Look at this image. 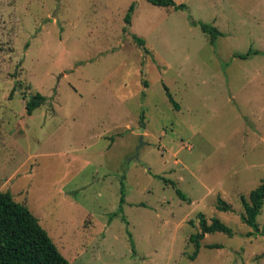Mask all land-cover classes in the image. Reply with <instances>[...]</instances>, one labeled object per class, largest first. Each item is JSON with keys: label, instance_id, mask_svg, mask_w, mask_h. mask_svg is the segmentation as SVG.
I'll return each mask as SVG.
<instances>
[{"label": "rangeland", "instance_id": "obj_1", "mask_svg": "<svg viewBox=\"0 0 264 264\" xmlns=\"http://www.w3.org/2000/svg\"><path fill=\"white\" fill-rule=\"evenodd\" d=\"M176 1L0 0V191L72 264H264V0ZM200 212L233 234L191 259Z\"/></svg>", "mask_w": 264, "mask_h": 264}, {"label": "trees", "instance_id": "obj_2", "mask_svg": "<svg viewBox=\"0 0 264 264\" xmlns=\"http://www.w3.org/2000/svg\"><path fill=\"white\" fill-rule=\"evenodd\" d=\"M154 5L173 8L174 10H184L187 4L177 2L176 0H148ZM136 8V3H132L129 12L125 17L127 24H131L132 14ZM192 24L201 26L204 33L208 34L211 41H216L224 33L211 23L191 21ZM134 40L145 51L149 52L146 47V40L138 35H133ZM239 55L241 58H247L250 55ZM258 53V51H256ZM169 100L179 107L170 89L166 86ZM47 97L41 93L31 96L27 103V110L30 114L37 107L41 106ZM166 181V180H165ZM176 187L177 193L181 199L187 200L186 194L177 186L174 181H170ZM244 211L241 214L242 220L249 226L258 230L257 217L264 204V179L261 184L253 189L249 197L241 195ZM125 201L123 193L121 202ZM218 209L229 211L231 205L218 198ZM201 232L191 235L190 240L195 243L196 250L190 255L191 259H196L201 247V239L207 233L225 232L233 234L230 226L225 224L217 217H213L211 222L207 220L204 213H199ZM249 234H252L250 232ZM211 247H221L212 245ZM0 264H72V262L60 251L57 244L49 232L42 226L39 218L23 202L15 199L13 193L9 190L0 191Z\"/></svg>", "mask_w": 264, "mask_h": 264}, {"label": "water", "instance_id": "obj_3", "mask_svg": "<svg viewBox=\"0 0 264 264\" xmlns=\"http://www.w3.org/2000/svg\"><path fill=\"white\" fill-rule=\"evenodd\" d=\"M143 131V130H142ZM143 138H144V135L142 134V136H141V141H143Z\"/></svg>", "mask_w": 264, "mask_h": 264}]
</instances>
